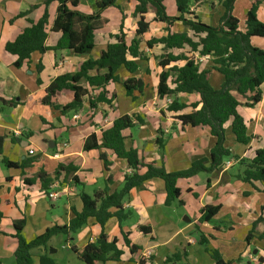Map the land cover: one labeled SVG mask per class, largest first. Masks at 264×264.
Returning a JSON list of instances; mask_svg holds the SVG:
<instances>
[{
	"label": "crops",
	"instance_id": "1",
	"mask_svg": "<svg viewBox=\"0 0 264 264\" xmlns=\"http://www.w3.org/2000/svg\"><path fill=\"white\" fill-rule=\"evenodd\" d=\"M101 0H79L78 11L90 14L97 11ZM259 2L258 19L264 22V0H236L232 15L244 28L246 15L252 4ZM167 15L178 17L175 0H164ZM136 0H117L116 7L102 12L106 25L97 28L96 46L89 55H78L72 51H48L45 54L35 52L22 67L16 68L17 57L5 50L8 42L14 41L27 27L30 21L38 22L45 12L44 0H0V99L13 103L0 102V139H3V154L0 155V264H16L14 253L17 241L15 222L25 221L23 236L31 241L44 234L54 226H68L74 217L73 209L81 211L83 204L80 193L93 195L105 188L106 181L111 179L110 193L121 190L124 176L130 172L127 162L119 159L112 151L100 149L86 152V140L92 134L101 143L102 132L124 115H139L144 124L132 130H126V145L138 150L142 159L154 162L169 172L183 171L192 163L209 159L217 139L208 127L183 126L175 117L190 114L192 105L199 102L198 94H181L179 98L187 108L180 113L167 111L165 99L158 96L157 89L163 69L160 67L163 46L149 49L147 41L160 39L168 35L165 23L154 21V13L146 15L150 22V32L145 34L141 51L147 56L137 60L139 69L132 75L121 69L118 75L126 78H142L145 91L132 100L126 95L121 83H110L109 92H115L117 100L112 108L101 104L96 111L89 110L88 99L78 112L61 114V109L70 104L74 95L63 91L58 96L60 110H54L43 104L46 89L58 77L75 74L87 60H97L106 47L114 43L111 38L119 32L125 15L124 26L127 41L135 37L139 18L135 16ZM118 7V8H117ZM192 16L202 23L218 27L226 13L223 1L210 0L206 4L191 6ZM58 3L48 7L49 24L46 45L55 47L61 33L52 31L57 16ZM27 13L13 23L10 21L20 13ZM123 13V14H122ZM171 31L183 33L188 31L182 22H175ZM190 36L192 33L189 32ZM253 45L264 49V39L254 38ZM186 56L193 54L188 48L177 51ZM198 58V54H195ZM213 58L208 57L201 63V69L212 70ZM184 61L178 66H183ZM175 64H171L173 67ZM41 68V71H38ZM211 85L219 89L223 76L212 70ZM96 95L98 92H92ZM120 100L122 104H120ZM238 112L245 119L248 135L254 137L252 142L241 145L235 142L234 135L227 126L226 146L234 158L226 159L224 166L213 173H201L193 178L180 180V198L171 205H166L167 192L161 179L146 182L144 188L131 191L123 202V209L130 212V218L120 227L116 218L106 224V233L110 241L118 239V247L124 254L120 261H109L104 264H166L174 255L183 256L176 264H215L212 253L220 254L224 262L231 264H264V222L254 223L262 217L264 220V186L256 183L258 190L237 179L244 170L241 160H252L257 150L264 148V96L253 108L240 106ZM161 132L162 134H158ZM164 141L163 155L159 150L157 139ZM35 151L34 156L29 150ZM106 154L109 169L106 170L100 160ZM6 159L15 164L30 162L25 169L11 168L4 164ZM60 166L74 169L69 178L62 172L57 179L56 171ZM45 174L63 183H70L76 192L63 196L58 201L46 197L40 175ZM75 177L79 185L72 181ZM72 182V183H71ZM208 206L220 207L218 214L210 222H202L203 209ZM146 229V233L140 230ZM254 229V230H253ZM122 230L129 233L132 243L141 248L132 254L124 244ZM253 231V238L248 243L247 237ZM101 229L94 218H90L74 237L58 235L53 237L48 247L56 250L53 257L58 264H85L72 251V247L83 250L89 243L95 242ZM203 238V239H202ZM58 240V241H57ZM205 241V244L202 242ZM60 242V246L55 245ZM46 253L45 248L32 251L34 264H40V257ZM102 264V263H99Z\"/></svg>",
	"mask_w": 264,
	"mask_h": 264
},
{
	"label": "trees",
	"instance_id": "2",
	"mask_svg": "<svg viewBox=\"0 0 264 264\" xmlns=\"http://www.w3.org/2000/svg\"><path fill=\"white\" fill-rule=\"evenodd\" d=\"M135 16L139 18L135 29V37L128 43L125 33L124 20L120 25L119 32L112 35L114 43L109 44L97 60H87L82 64L75 74H65L56 78L46 89L43 104L54 110H60L58 96L63 91L72 92L73 101L61 109V114L78 112L82 109L85 99H88L89 110L96 111L99 105L107 104L112 108L117 100L115 92H109L107 87L110 83H121L126 95L132 100L145 91V83L142 78H126L121 80L118 72L123 68L134 75L139 69L137 60H145L147 56L141 51V43L145 34L150 32V22L146 15L153 12L154 21L167 25L168 35L160 39H150L146 45L149 49L163 46L164 54L161 56L160 67L163 72L160 75V82L157 93L162 99L172 98V103L167 106L170 113H180L187 108L179 96L181 94H198L199 102L192 105L193 111L190 114L178 115L175 118L182 125L190 127H208L213 137L217 139L214 148L211 150L209 159H201L192 163L187 170L169 172L164 167H158L154 162H147L142 159L135 148H128L126 145V130H132L144 124L139 115H124L117 118L112 125L102 132L101 143H98L97 136L92 134L86 140L84 150L105 149L112 151L119 159L127 162L130 172L124 176L121 190L110 193L109 185L112 180L106 181L105 188L96 191L92 196L85 192L80 193L83 204L81 211L73 209L74 217L68 226H54L47 231L28 241L23 236L25 221L15 222L16 233L13 237L17 241V249L14 253L16 264H34L32 251L37 248H45L46 253L40 257V264H58L53 255L56 250L48 247L50 240L58 235L74 237L90 218H94L100 226L101 232L98 239L89 243L83 250L72 247V251L85 264L107 263L109 261H120L124 252L118 247V239L110 241L106 233V224L111 218H116L123 227V224L130 218L131 213L123 209V202L128 198L131 191L137 188H144L146 182L152 179H161L165 183L167 198L166 205L169 206L181 196L178 186L180 180L193 178L201 173H213L224 166L226 159L234 158L231 150L226 146L227 126L234 135L235 142L244 146L249 145L254 137L248 135L245 119L238 112L240 106L248 108L255 107L261 102L264 96V49L253 45L254 38L264 39V22L258 19L259 2H254L248 11L241 28L240 21L232 15L236 0L223 1L226 13L218 27H212L202 23L197 17L192 16L191 6H199L208 3L210 0H175L178 17L167 15L164 0H136ZM57 2V16L52 31L61 33L55 47H48L49 13L48 7L51 3ZM117 0H101L97 3V11L85 14L76 8L79 0H44L45 12L38 22L30 21L27 27L14 41L8 42L5 46L6 52L17 57L14 66L20 68L26 61L30 60L33 53L45 54L48 51L59 50L72 51L78 55H89L95 49L97 28L106 25L107 21L102 18V12L110 7H116ZM118 8V7H117ZM27 13H20L10 22L13 23L19 18H24ZM175 22H182L188 29L183 33L171 31ZM189 32L192 33L190 36ZM188 48L193 54L186 56L183 53L175 54L177 51ZM195 54L201 57H212V70L223 76V84L215 89L210 82L212 70L201 69ZM184 61L183 66L177 64ZM171 64H175L171 67ZM41 71V68H38ZM92 92H98L96 95ZM1 103L11 104L3 99ZM158 134H162L159 132ZM159 150L163 155L164 141L157 139ZM3 154V139H0V155ZM100 160L104 163L106 170L109 169V162L106 154H101ZM4 164L11 168L25 169L30 162L15 164L6 159ZM244 170L237 176V179L249 184L258 190L256 183L264 186V148L255 153V157L248 160H241ZM62 172L69 178L75 172L74 169L60 166L55 173L58 179ZM43 189L48 190L51 184V177L45 174L40 175ZM75 185H79L77 178L72 177ZM264 192V190H263ZM220 207L208 206L203 209L202 222H210L219 212ZM0 218L2 215L0 213ZM261 218L254 223V229ZM253 229V230H254ZM144 233L146 229L140 227ZM129 233L122 230L124 244L132 254L141 250L134 245L129 238ZM253 238V231L249 233L247 242ZM264 239V233L261 235ZM203 239V238H202ZM205 244V241L202 242ZM183 256L174 255L167 259L166 264H176ZM215 264H231L224 262L220 254L212 253Z\"/></svg>",
	"mask_w": 264,
	"mask_h": 264
},
{
	"label": "built area",
	"instance_id": "3",
	"mask_svg": "<svg viewBox=\"0 0 264 264\" xmlns=\"http://www.w3.org/2000/svg\"><path fill=\"white\" fill-rule=\"evenodd\" d=\"M192 9V8H191ZM207 57H198L197 61L198 63H202ZM166 106L172 103V98H166L165 99ZM29 155L34 156L35 151L33 149L29 150ZM72 183V182H71ZM76 192L75 187L70 185V183H63L60 180H57L56 178L52 180L48 190H46V197L51 200V201H58L60 200L63 196L69 195ZM93 243V240H91Z\"/></svg>",
	"mask_w": 264,
	"mask_h": 264
},
{
	"label": "rangeland",
	"instance_id": "4",
	"mask_svg": "<svg viewBox=\"0 0 264 264\" xmlns=\"http://www.w3.org/2000/svg\"><path fill=\"white\" fill-rule=\"evenodd\" d=\"M120 104H122V101L120 100ZM58 241V240H57ZM55 245L57 246V247H59L60 246V242H56L55 243ZM249 262H244V264H248Z\"/></svg>",
	"mask_w": 264,
	"mask_h": 264
}]
</instances>
